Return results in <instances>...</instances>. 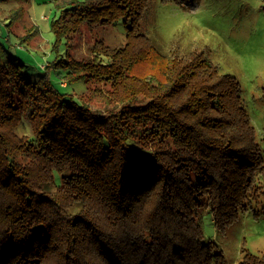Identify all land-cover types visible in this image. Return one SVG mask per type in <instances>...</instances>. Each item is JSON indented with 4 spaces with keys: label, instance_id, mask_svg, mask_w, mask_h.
<instances>
[{
    "label": "trees",
    "instance_id": "1",
    "mask_svg": "<svg viewBox=\"0 0 264 264\" xmlns=\"http://www.w3.org/2000/svg\"><path fill=\"white\" fill-rule=\"evenodd\" d=\"M54 2L57 38L69 41L80 24L92 31L130 18L127 40L111 49L93 42L97 59L67 52L51 64L87 90L111 82L97 92L112 104L99 109L53 89L45 74L25 80L17 57L0 52V98L4 89L8 100L0 101V264H223L200 211L209 208L224 229L264 184V155L238 81L204 50L161 52L141 34L145 60L134 68L124 56L145 0L136 8L132 0ZM122 70L135 78L123 88ZM23 120L33 132L19 139L9 128ZM241 264H264V255L245 252Z\"/></svg>",
    "mask_w": 264,
    "mask_h": 264
},
{
    "label": "rangeland",
    "instance_id": "2",
    "mask_svg": "<svg viewBox=\"0 0 264 264\" xmlns=\"http://www.w3.org/2000/svg\"><path fill=\"white\" fill-rule=\"evenodd\" d=\"M132 1L130 8H136L135 0ZM181 3L188 9L172 0H145L137 10L139 36L131 38L132 45H128L124 57L133 59L134 68L145 60L138 51V45L142 49L147 46L141 43L146 41L141 35L165 53L177 51L187 55L204 50L221 72L238 81L256 143L264 155V0H200L198 4L181 0ZM56 7L54 0H0V52L17 57L21 62L18 73L27 81L34 83L45 74L52 88L61 94L76 101H90L98 109L110 107L112 103H101L97 90H111L114 87L111 82L93 81L87 90L82 80L68 82L66 76L55 73L51 64L65 58L67 52L74 59H97L91 52L93 42L108 49L122 47L127 40L130 18H120L92 31L80 24L79 31L73 32L68 41L66 37L57 38L51 30V22L61 13ZM124 22H128L127 26ZM112 72L116 73L115 69ZM4 77L2 72L0 86ZM118 77V86L134 78L127 70L119 72ZM2 92L0 101H8L4 89ZM23 121L9 128L19 139L33 132L29 121ZM260 166L264 171L262 157ZM260 193H264V184L255 185L244 208L250 199L256 201H250L248 208L239 212L238 218L224 229L216 228L209 208L205 206L200 211L198 220L204 238L217 245L223 264H241L245 252L264 255V198L261 202Z\"/></svg>",
    "mask_w": 264,
    "mask_h": 264
}]
</instances>
